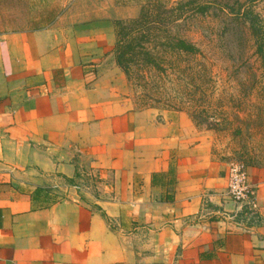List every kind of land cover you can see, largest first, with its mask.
<instances>
[{
  "label": "crops",
  "instance_id": "0c3cea01",
  "mask_svg": "<svg viewBox=\"0 0 264 264\" xmlns=\"http://www.w3.org/2000/svg\"><path fill=\"white\" fill-rule=\"evenodd\" d=\"M49 10L0 0V264H264V171L234 201L186 112L127 96L111 20Z\"/></svg>",
  "mask_w": 264,
  "mask_h": 264
},
{
  "label": "rangeland",
  "instance_id": "374dc122",
  "mask_svg": "<svg viewBox=\"0 0 264 264\" xmlns=\"http://www.w3.org/2000/svg\"><path fill=\"white\" fill-rule=\"evenodd\" d=\"M149 1L152 2L45 0V4L47 11L52 9L54 14L67 9L66 16L110 19L112 50L115 52V20L137 17L141 7ZM160 1L169 7L186 0ZM206 1L212 4L207 16L190 13L183 18V25L174 28L172 25L169 29L171 31L173 28V33H179L201 48V54L196 59L205 65H202L201 69L206 68V74L203 73L201 88L195 92L194 104L191 98L185 95L189 91L184 88L180 76L172 74L174 71L168 66L163 68L168 73L166 75L141 68L139 65L132 66L134 71L130 75L131 78L117 67L125 77L127 96L136 107L183 106V111L189 117L192 111L197 118L193 121L190 117L195 128L204 133L213 160L242 165L248 170L249 167H254L264 171V78L261 77L258 59L253 52L251 37L244 24L233 22L220 11L226 3L231 5L234 0H199L201 3ZM234 8L237 6L234 5ZM255 10L260 12L264 19V1L256 3ZM153 88L160 91L154 96L158 99L157 102L144 100L143 95L152 93Z\"/></svg>",
  "mask_w": 264,
  "mask_h": 264
},
{
  "label": "trees",
  "instance_id": "16d2710c",
  "mask_svg": "<svg viewBox=\"0 0 264 264\" xmlns=\"http://www.w3.org/2000/svg\"><path fill=\"white\" fill-rule=\"evenodd\" d=\"M261 1L264 0H244L243 2L234 0L231 5L226 3L220 11L233 22L239 25L244 24L253 43V52L258 59L261 77L264 78V19L262 14L255 10V4ZM207 2L186 0L184 3L181 1L168 7L160 0H152L141 7L137 17L115 20L114 53L117 66L129 78L134 71L132 66L139 65L141 68L152 69L160 75L168 74L166 69H163L164 66H168L171 71H174L172 74L180 76L184 88L189 91L185 95L190 97L194 104L195 92L201 88L203 81L201 79L206 70V68L201 69L203 63L196 59L201 54V48L179 33H173L172 29L183 25V18L190 13L201 17L207 16L212 8V4ZM234 5L237 6L236 9ZM172 25L173 28L169 31ZM253 75L255 76V73ZM153 90L154 88L152 93L143 95V99L148 102H157L158 99L154 96L160 91L158 88ZM167 106L170 109L183 111V106ZM194 116L191 111L190 117L193 121L197 119Z\"/></svg>",
  "mask_w": 264,
  "mask_h": 264
},
{
  "label": "built area",
  "instance_id": "2783aa9c",
  "mask_svg": "<svg viewBox=\"0 0 264 264\" xmlns=\"http://www.w3.org/2000/svg\"><path fill=\"white\" fill-rule=\"evenodd\" d=\"M227 190L229 196L238 203L248 201L253 192L248 170L238 164H232L228 170Z\"/></svg>",
  "mask_w": 264,
  "mask_h": 264
}]
</instances>
